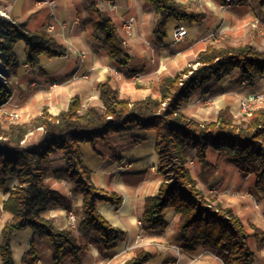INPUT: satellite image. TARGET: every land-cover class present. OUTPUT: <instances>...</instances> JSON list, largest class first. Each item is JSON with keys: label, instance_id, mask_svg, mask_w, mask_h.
<instances>
[{"label": "trees", "instance_id": "1", "mask_svg": "<svg viewBox=\"0 0 264 264\" xmlns=\"http://www.w3.org/2000/svg\"><path fill=\"white\" fill-rule=\"evenodd\" d=\"M147 1L159 16L154 30L157 36L166 35L165 26L171 18L195 22L205 19L203 12L178 0ZM256 1L264 8V0ZM90 7L99 15L93 26L103 35L108 55L128 65V49L114 21L98 8L96 0H91ZM19 40L27 42L26 56L30 66L38 64L41 54L55 57L69 53L46 30L30 31L25 23L0 13L1 57L11 72L19 67L14 52ZM236 70L241 80L253 84L258 76H264V50L250 43H209L188 65L160 79L157 97L149 95L135 100L121 97L118 89L106 79L98 83V93L86 107L79 96H74L68 108L56 115L44 107L41 114L29 121L11 123L7 128L0 125V188L10 176L18 179L3 204V210L12 214L2 228L0 254L3 264H15L11 237L16 231L27 228L33 229L34 235L23 256L24 264L39 261L37 238H49L53 242L55 264H61L69 254L78 259L88 248L72 226L59 228L53 218L44 215L51 206L69 207L70 202L53 188L49 179L54 154L61 153L64 159L63 168L57 170L55 176L70 178L75 191L84 196L81 225L98 234L94 245L105 251L116 248L126 239V231L112 225L97 208L99 202L119 205L123 197L94 184L92 171L84 164L81 144L90 143L97 155L121 161L122 150L141 143L144 138L137 136L118 146L112 135L136 128L156 132L155 150L162 176L156 194L145 198L142 227L164 228L167 225L164 211L173 208L178 216L174 230L184 250H209L223 264H253L256 254L249 245L250 234L244 222L231 207L214 203L203 193L187 163L191 150H195L198 161L207 165V152L213 149L243 174L253 173L255 187L264 195V108L245 114L248 116L245 122H238L229 107L221 108L216 119L209 121L199 120L182 109L185 103L209 93L212 81H220ZM11 95L9 83L0 82V106ZM39 127L43 128L39 137L26 144V136ZM146 223L150 226H145ZM256 232L264 237V232L259 229ZM152 258L151 251L140 246L121 264H147Z\"/></svg>", "mask_w": 264, "mask_h": 264}, {"label": "crops", "instance_id": "2", "mask_svg": "<svg viewBox=\"0 0 264 264\" xmlns=\"http://www.w3.org/2000/svg\"><path fill=\"white\" fill-rule=\"evenodd\" d=\"M202 1V7H195V9L203 12L205 19L208 10L217 13V4H224L222 0ZM96 2L98 8L112 18L121 38H128V45L126 46L130 56L128 65H122L108 55L104 46L103 35L95 30L93 26L94 22L99 20V15L97 11L90 7L91 0H2L1 11L6 12L16 21L25 23L30 31L46 30L69 51L66 56L49 57L41 54L38 64L30 66L27 63L26 56L27 42L25 40L17 41L14 52L19 60V67L16 72L10 71L9 86L12 95L2 107L5 110L20 112L21 122L29 121L41 114L44 107H47L52 114L56 115L68 108L69 102L74 96H79L82 105L86 107L96 97L98 83L106 79H109L113 87L118 89L121 97L131 100L140 99L135 98V93L139 88H134L132 83H144L149 79L148 73L136 72L143 75L141 80H136L133 77L135 74L133 72L149 67L159 60L165 62L170 58L166 48L176 42L173 31L177 25L186 26L188 29L187 36H191V33L194 36L200 32V23L205 20L195 22L179 21L171 18L165 26L166 35L157 36L154 30L159 16L149 1L96 0ZM228 4L230 9L227 10L234 17L251 15L254 20L258 17L264 22V8H261L256 0H232ZM130 17H135L137 23L134 26L133 33L128 36L122 27V23ZM155 45L165 47L157 56L154 54L153 49ZM116 69L122 72L123 77L119 78L114 74ZM162 72L161 68L157 72L161 75L160 79L166 74H173ZM54 83L57 85L53 86ZM248 85L257 86L258 89L263 91L264 76H258L253 84L248 83ZM142 89L144 88L141 87L140 90ZM258 108L264 107L260 106ZM40 134V131H35L34 138H38ZM137 136L144 138V140L137 145L125 147L121 152V161H111L97 155L90 143L81 144L84 164L92 171L94 184L106 191H115L123 197L121 204L111 203L115 206L114 212L119 217L121 224H114L104 214H101L112 225L124 229L126 239L121 241L116 248L105 251H100L94 245L98 234L89 227L81 225L83 194L75 191L70 178L55 176V172L63 168L64 159L59 158L58 160L59 154L52 155L53 161L50 167L49 179L52 180L53 188L61 196L68 198L70 202L69 207L63 204L51 206L44 215L53 218L57 227L67 228L68 213H77L78 224L76 222L77 225L75 224L72 227L79 236L80 241L88 245V248L81 252L78 259L69 254L61 264H91L94 262L114 264L113 262L116 263L117 261H109L110 256L115 252L114 257L123 254L128 240L131 239L135 231L139 230L138 223L143 215L145 198L148 195L156 194L162 181V176L158 171L159 162L150 163L148 161V154L152 151V148L156 151L157 134L153 130L136 128L115 133L112 135V140L116 145L123 146ZM195 158H197L196 152L191 150L190 159L194 161V165L190 166L187 163V166L198 180L200 189L214 203L221 202L225 206L231 207L242 219L246 230L250 234L249 245L256 254L253 264H264V237L256 232V229L264 232V195L255 187V175L253 173L243 174L236 166L229 163L224 156L213 149L207 152V165L203 166ZM226 163L231 167L224 168L223 165ZM17 184V177L10 176L6 185L0 188V241L3 238V226L12 217L10 212L3 210V204L9 196V191ZM126 197L130 198L133 207L131 214H122L120 211ZM164 219L167 224L164 228L144 229L142 225L141 228L146 231V234H156L155 236H158L157 233H160L161 230L173 226L174 235L170 239L176 238L177 240L174 223L178 216L173 208H167L164 211ZM145 226H150V224L146 223ZM33 235L34 230L31 228L18 230L12 235L11 247L15 264H24L23 256L30 248ZM26 238H28L27 243ZM171 240H168V242L170 243ZM122 242L124 243L123 248L119 250ZM252 242L255 243L256 248H253ZM179 245L182 252L179 258L181 264L187 263L186 257L202 252L210 253L223 264V261L209 250L199 248L196 251H186L181 242H179ZM140 246L150 250L153 254V258L147 264H161L168 255L166 253L169 252L166 249L163 250L164 253L153 252L152 249L154 247L156 249V245L152 243L137 247ZM52 247L53 242L49 238L36 239V248L39 254L37 264H55ZM0 264H3L1 254Z\"/></svg>", "mask_w": 264, "mask_h": 264}, {"label": "rangeland", "instance_id": "3", "mask_svg": "<svg viewBox=\"0 0 264 264\" xmlns=\"http://www.w3.org/2000/svg\"><path fill=\"white\" fill-rule=\"evenodd\" d=\"M217 5V13H215V11L208 10L206 19L203 21V23H200V32L197 35L192 36L191 33V36H185L181 41L173 42L166 48L170 54V58L167 61L162 62L159 60L149 67H144L143 69L135 70L134 72L132 71L133 74L136 72L148 73L147 75L149 77V79H147L144 83H132L134 88H139V90H137L135 93V98H144L151 94L155 97L159 96V79L161 75L157 73L158 70L161 68L163 72L175 74L177 70L182 69L192 62L196 58L198 52L209 43H214L216 45H223L226 43H250L258 48L264 49V22H262L260 18L257 17L254 20V17L251 15L234 17L231 12L227 10L230 9L228 3H224L222 5L219 3ZM195 7L202 6L194 5L193 8ZM163 48L165 47L161 45L153 46L154 54L157 56ZM209 86L211 89L209 93L200 95L183 105V110L186 113L195 116L199 120L209 121L216 119L221 108L229 107L231 113L238 122H245L248 120V116L245 114H249L247 112L241 111V105L243 102H246L245 98L251 92H258L264 95V90L262 91L261 89H258L257 86H251L248 85L246 81H242L238 70L234 71L232 75L222 79L219 82L212 81ZM141 87L144 89L140 90ZM2 106L3 105L0 107ZM251 106L253 107L252 112L260 106L264 107V98L260 102L252 103ZM5 111L9 110L0 109V125L3 128H7L11 123L21 122V118L14 121L9 119L5 114ZM37 131L42 132L43 128L39 127ZM34 133L35 131L29 133L26 136V144H29L30 142H33L37 139L34 138ZM57 158L58 160L59 158L63 159L62 154L59 153ZM195 160L198 161L197 158H195ZM189 165L192 166L190 163ZM223 167L226 168L231 166L226 163L223 165ZM77 220L75 221V224ZM75 224L68 226H75ZM141 225L142 221H139L138 226L140 228L139 230L135 231L132 234L131 239L128 240L125 252L119 257H114L116 252L113 253L110 256L109 261L116 260L117 262L113 263L120 264L134 255V251L137 246L152 243L156 245V249H154L155 247L152 249L153 252L158 251L164 253L165 251L163 250L165 249L169 251L166 253L168 255L166 256L165 261H163L161 264H181L179 262L180 254L182 253L181 246L179 245V242L176 240V238L172 240L170 239L174 235V232L172 231L173 226L170 228L166 227L165 229L161 230L160 233H157L158 236H155L156 234H146V231L142 230ZM168 240H171L170 243ZM252 246L253 248H256L254 242H252ZM185 259L187 261L186 264H222L219 259L214 258L208 252L198 253L186 257Z\"/></svg>", "mask_w": 264, "mask_h": 264}, {"label": "built area", "instance_id": "4", "mask_svg": "<svg viewBox=\"0 0 264 264\" xmlns=\"http://www.w3.org/2000/svg\"><path fill=\"white\" fill-rule=\"evenodd\" d=\"M182 3L185 4H190V5H195V6H201L202 5V0H178ZM228 3H230L232 0H227ZM0 13L3 15H6L9 17L8 14H6V12L1 11ZM137 23V19L135 17H130L127 20H124L122 23V27L125 30L126 34L128 36H130L133 33L134 30V26ZM264 33V30H263ZM174 34V39L176 41H180L182 40L185 36L188 35V29L186 26L183 25H177L174 28L173 31ZM122 41L123 44L125 46L128 45V38L127 37H122ZM2 51L0 49V82L1 83H9V76L11 74L9 67L6 65V63L3 61L2 59ZM114 74L121 78L123 77V74L120 70L116 69L114 70ZM136 80H141L143 75L141 73H135L133 76ZM57 84L54 83L53 86H56ZM264 98V95L258 93V92H251L248 94V96L245 98L246 102H243V104L241 105V111L242 112H247L250 113L253 110V107L251 106L252 103H256V102H260L262 101ZM1 110H5L3 107H0ZM5 114L7 115V117L11 120H18L21 118V114L18 111H5ZM189 163L193 166L194 165V161L193 160H189ZM77 220V215L74 212H70L68 213V219L66 220V224L67 225H74L75 221ZM91 264H106L105 262H94Z\"/></svg>", "mask_w": 264, "mask_h": 264}, {"label": "bare ground", "instance_id": "5", "mask_svg": "<svg viewBox=\"0 0 264 264\" xmlns=\"http://www.w3.org/2000/svg\"><path fill=\"white\" fill-rule=\"evenodd\" d=\"M148 161L150 163H158V155L156 151L153 150L148 154ZM98 210L104 214L108 219H110L114 224H121V221L119 220V217L115 214L114 209L115 206L112 205L109 202H99L98 204ZM133 207L130 203V198L126 197L124 200V203L122 204V207L120 208V211L122 214H131ZM28 241V238H26V243ZM124 243L122 242L119 246V250L123 248Z\"/></svg>", "mask_w": 264, "mask_h": 264}]
</instances>
